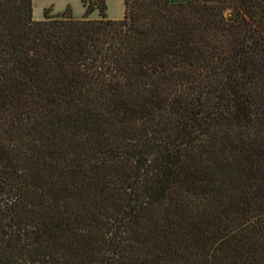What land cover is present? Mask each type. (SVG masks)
Segmentation results:
<instances>
[{
  "label": "trees",
  "instance_id": "1",
  "mask_svg": "<svg viewBox=\"0 0 264 264\" xmlns=\"http://www.w3.org/2000/svg\"><path fill=\"white\" fill-rule=\"evenodd\" d=\"M82 3L0 0V264H264V0Z\"/></svg>",
  "mask_w": 264,
  "mask_h": 264
},
{
  "label": "crops",
  "instance_id": "2",
  "mask_svg": "<svg viewBox=\"0 0 264 264\" xmlns=\"http://www.w3.org/2000/svg\"><path fill=\"white\" fill-rule=\"evenodd\" d=\"M113 2V0H106V12H108L111 18L119 19L124 13V0H116L117 5L120 4L121 6V11L117 15L110 14V5H113ZM67 6L71 7L74 18L78 19L83 17L85 7L82 0H32V15L34 19H42L46 8L50 9V13L56 14L63 12Z\"/></svg>",
  "mask_w": 264,
  "mask_h": 264
},
{
  "label": "rangeland",
  "instance_id": "3",
  "mask_svg": "<svg viewBox=\"0 0 264 264\" xmlns=\"http://www.w3.org/2000/svg\"><path fill=\"white\" fill-rule=\"evenodd\" d=\"M113 1H114L113 2V5H110V14L111 15H117L121 11V6H120V4L117 5L116 0H113ZM107 15H108V12H107ZM87 17H89V18H96V17H98V11H97V9L94 10L93 12H91ZM108 17H110V16L108 15Z\"/></svg>",
  "mask_w": 264,
  "mask_h": 264
}]
</instances>
